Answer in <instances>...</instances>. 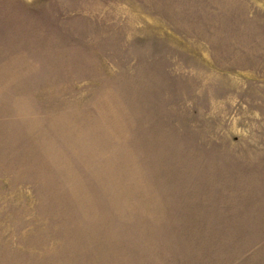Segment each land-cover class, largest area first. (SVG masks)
Returning a JSON list of instances; mask_svg holds the SVG:
<instances>
[{
	"label": "rangeland",
	"instance_id": "1",
	"mask_svg": "<svg viewBox=\"0 0 264 264\" xmlns=\"http://www.w3.org/2000/svg\"><path fill=\"white\" fill-rule=\"evenodd\" d=\"M0 264H264V0H0Z\"/></svg>",
	"mask_w": 264,
	"mask_h": 264
},
{
	"label": "trees",
	"instance_id": "2",
	"mask_svg": "<svg viewBox=\"0 0 264 264\" xmlns=\"http://www.w3.org/2000/svg\"><path fill=\"white\" fill-rule=\"evenodd\" d=\"M13 1H17V0H13Z\"/></svg>",
	"mask_w": 264,
	"mask_h": 264
}]
</instances>
